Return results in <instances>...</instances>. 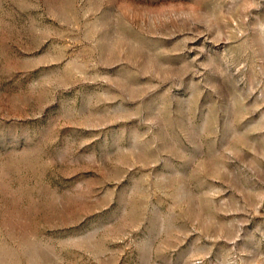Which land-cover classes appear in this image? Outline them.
Returning <instances> with one entry per match:
<instances>
[{"label": "rangeland", "instance_id": "rangeland-1", "mask_svg": "<svg viewBox=\"0 0 264 264\" xmlns=\"http://www.w3.org/2000/svg\"><path fill=\"white\" fill-rule=\"evenodd\" d=\"M0 264H264V0H0Z\"/></svg>", "mask_w": 264, "mask_h": 264}]
</instances>
